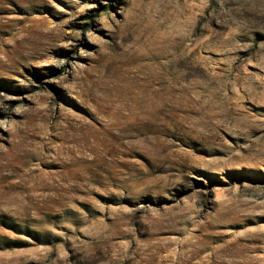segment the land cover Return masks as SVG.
<instances>
[{"label":"rangeland","instance_id":"rangeland-1","mask_svg":"<svg viewBox=\"0 0 264 264\" xmlns=\"http://www.w3.org/2000/svg\"><path fill=\"white\" fill-rule=\"evenodd\" d=\"M0 264H264V0H0Z\"/></svg>","mask_w":264,"mask_h":264}]
</instances>
